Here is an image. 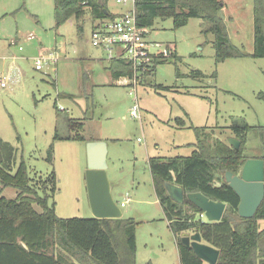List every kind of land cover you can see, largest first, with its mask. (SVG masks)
Listing matches in <instances>:
<instances>
[{
  "label": "rangeland",
  "instance_id": "1",
  "mask_svg": "<svg viewBox=\"0 0 264 264\" xmlns=\"http://www.w3.org/2000/svg\"><path fill=\"white\" fill-rule=\"evenodd\" d=\"M219 1L230 41L248 56L217 63L208 22L190 18L175 27L172 18H157L147 35L155 72L131 92L112 77L105 51L89 42L90 17L57 27L54 0H0V138L14 149L10 173L21 160L37 182L53 173L56 216L92 218L86 144L104 141L112 198L124 203L122 218L136 224L135 264H180L148 160L190 156L194 129L227 142L233 125L264 127V58L251 57L253 0ZM108 8L123 11L113 0ZM54 53L56 66L35 70L37 56ZM248 141H257L251 131ZM2 195L13 199L16 190Z\"/></svg>",
  "mask_w": 264,
  "mask_h": 264
},
{
  "label": "trees",
  "instance_id": "2",
  "mask_svg": "<svg viewBox=\"0 0 264 264\" xmlns=\"http://www.w3.org/2000/svg\"><path fill=\"white\" fill-rule=\"evenodd\" d=\"M107 2L54 0L56 25L71 17L81 22L88 13L92 19L111 18L113 14ZM221 10L219 0H137L136 3L137 21L145 28L152 27L157 18H172L175 27L186 25L190 18L208 22L217 63L248 56L230 41ZM252 17L251 57L264 58V0H253ZM152 58L153 65L143 81L155 72L157 59L154 55ZM109 64L108 70L115 79L131 74L130 65L122 60H112ZM193 76L204 78L200 72ZM69 125L83 126L74 121ZM230 131L240 141L238 150L218 138L212 139V132L202 138L200 130L194 129L196 143L190 156L148 160L156 198L175 237L180 264L205 263L191 248L182 245L181 233L199 234L203 243L218 250L216 264H264V198L252 218H241L237 214L239 197L225 182V173L238 174L247 159L264 161V127L233 125ZM250 131L257 145L248 147ZM51 152L52 147L49 160ZM13 164L14 149L0 139V264H135L133 219L59 218L54 204L49 202L56 190L54 174L37 182L29 177L23 160L12 174ZM166 182L180 186L184 195L198 192L225 203L222 219L203 221L199 218L201 212L186 199L181 205L174 203L165 191ZM7 187L16 190L15 198L2 195Z\"/></svg>",
  "mask_w": 264,
  "mask_h": 264
},
{
  "label": "water",
  "instance_id": "3",
  "mask_svg": "<svg viewBox=\"0 0 264 264\" xmlns=\"http://www.w3.org/2000/svg\"><path fill=\"white\" fill-rule=\"evenodd\" d=\"M227 143L235 150L239 149L240 141L228 139ZM107 144L104 141H89L86 144L87 170L85 186L93 218L118 219L122 211L111 195V184L106 175ZM225 182L239 197L237 214L241 218H252L264 198V161L247 159L238 174L230 171L225 173ZM168 197L177 204H183L185 199L194 205L207 222H219L226 209V204L208 199L201 193L184 195L183 189L173 183L164 184ZM181 243L191 248L194 254L203 262L216 264L219 251L202 242L199 234L181 233Z\"/></svg>",
  "mask_w": 264,
  "mask_h": 264
},
{
  "label": "built area",
  "instance_id": "4",
  "mask_svg": "<svg viewBox=\"0 0 264 264\" xmlns=\"http://www.w3.org/2000/svg\"><path fill=\"white\" fill-rule=\"evenodd\" d=\"M114 3L123 11L112 13L111 18L99 20L91 31L90 43L105 51L108 62L122 60L130 65L131 74L123 78V84L129 86L131 92H135L145 73L150 71L153 65L150 45L147 41L149 31L137 21V0H114ZM34 60V67L39 71L44 63L54 65L59 58L55 54H48L37 56ZM0 86L4 84L1 83ZM130 116L137 117L135 109L130 111ZM118 206L123 207L124 203L121 202ZM199 218L205 219L204 214L200 213Z\"/></svg>",
  "mask_w": 264,
  "mask_h": 264
},
{
  "label": "crops",
  "instance_id": "5",
  "mask_svg": "<svg viewBox=\"0 0 264 264\" xmlns=\"http://www.w3.org/2000/svg\"><path fill=\"white\" fill-rule=\"evenodd\" d=\"M109 1H110V0H108V2H107V7H108V5H109ZM113 1H114V0H113ZM114 5H115V3H114ZM116 6H117V5H116ZM117 7H119V6H117ZM119 8H120V7H119ZM120 9H121V8H120ZM108 10H109V8H108ZM109 12H110V11H109ZM119 12H121V10H120V11H115V12H110V13H111V14H112V13L115 14V13H119ZM87 16L90 17L89 13L85 15V17H87ZM85 17H84V18H85ZM72 18L74 19V17H71V18H69V19H72ZM84 18H83V19H84ZM90 18H91V17H90ZM91 19H92V18H91ZM67 20H68V19H67ZM67 20H66V21H67ZM74 21L76 22L75 19H74ZM98 21H99V19H92V21H91V31H92V29H93V26H94ZM77 23H78V22H76V24H77ZM58 26H60V25H58ZM58 26H57V27H58ZM77 28H79V30H80L81 27H79V26L77 25ZM90 35H91V34H90ZM89 42H90V38H89ZM19 51H20V50H19ZM54 54L57 55L56 53H54ZM57 57L59 58V60L61 59L58 55H57ZM59 60H58V61H59ZM109 63H110V62H108L107 67H109V65H110ZM52 65H53V64H52ZM56 65H57V63L54 64V66H56ZM35 70H36V69H35ZM120 78L123 79V78H125V77H120ZM120 78H118V79H116V80H119ZM143 82H144V81H143V79H142V80H141V83H140L139 85H142ZM121 83H122V85H124V84H123V81H122ZM127 87H129V86H127ZM136 91H137V89H136ZM0 139H1V138H0ZM138 140H139V139H138ZM3 141H4V140H3ZM89 141H92V140H89ZM94 141H101V140L98 139V140H94ZM8 143H9V142H8ZM157 201H158V200H157ZM176 247H177V246H176ZM177 251H178V248H177ZM178 255H179V253H178Z\"/></svg>",
  "mask_w": 264,
  "mask_h": 264
}]
</instances>
